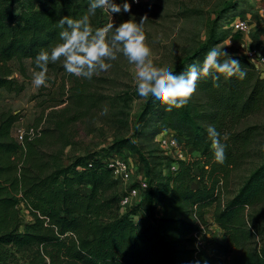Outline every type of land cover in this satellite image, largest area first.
<instances>
[{
  "label": "trees",
  "instance_id": "trees-1",
  "mask_svg": "<svg viewBox=\"0 0 264 264\" xmlns=\"http://www.w3.org/2000/svg\"><path fill=\"white\" fill-rule=\"evenodd\" d=\"M114 2L122 7L134 0ZM88 6L89 0H0V90L23 92L8 62L30 60L33 68L36 54L59 42L61 17L88 14L93 31L107 26L103 10L92 15ZM229 35L225 29L220 41ZM214 39L173 73L201 65ZM232 57L240 61L245 78L220 74L216 88L211 77H201L186 106L172 112L150 96L134 128L137 143L117 140L104 153L71 157L67 164L61 161L62 149L71 145L65 130L85 115L88 107L82 106L92 105L89 96L76 91L69 98L76 109L72 116L68 106L49 112L45 127L24 134L21 142L11 136L19 114L0 112V264H216L219 256L228 257L229 264H264V150H255L264 125L239 128L264 107V76L243 57ZM62 63H50L48 70H62ZM18 72L24 73L22 66ZM209 126L226 145L222 164L213 161ZM165 130L199 154L198 175L193 162L182 160L164 174V161L174 160L145 151ZM123 148L139 158L148 188L140 203L120 214L118 183L105 160ZM258 157L259 165L229 192L232 174ZM197 180L200 187L192 189ZM224 194L231 198L224 200ZM212 206L222 240L207 237L204 210ZM197 237L205 240L198 248Z\"/></svg>",
  "mask_w": 264,
  "mask_h": 264
},
{
  "label": "rangeland",
  "instance_id": "rangeland-1",
  "mask_svg": "<svg viewBox=\"0 0 264 264\" xmlns=\"http://www.w3.org/2000/svg\"><path fill=\"white\" fill-rule=\"evenodd\" d=\"M262 5L264 0L260 2L259 0H139L138 3H132L129 13L111 15L103 10V15L104 22L114 26H119L120 23L128 20L139 23L141 17L147 16L143 31L146 36L145 43L151 49L150 59L154 66L173 71L184 58L208 44L210 37H215L214 42L209 44L211 49L218 47L231 56H240L242 53L240 43L235 40L232 42L229 38L220 41V36L227 26L226 21L235 17L245 16L250 21V33L242 40L245 46L264 45V41H261L264 40V22L259 19L256 12V8ZM113 33L114 29L109 36ZM106 62L111 63V67L94 75L90 80L71 76L64 69H49L47 73L49 86L40 88L32 84L33 68L30 60L8 62L12 70L11 77L19 84H24L23 92L18 95L0 90V112L18 113L20 116V120L12 126L11 136L18 142L19 132L23 135L35 134L45 127L44 119L49 112H58L66 106L69 110L68 117L72 116L76 109L69 98L80 90L92 99V105L85 103L82 106L88 107L85 115L72 122L65 130L71 145L62 149L63 164H67L71 157H88L92 153H104L117 140L131 139L137 143L134 128L148 98L139 97L136 91L135 65L122 53L117 54L116 60ZM20 66L24 69L22 74L18 72ZM59 66L62 67L63 63ZM105 107L108 113L102 116L101 112ZM252 125H264V107L242 122L239 128ZM163 133L165 134L162 136H155L154 141L145 151L155 150L157 154L168 160L193 162V172L198 175L203 166L199 154L190 147H184L180 139L178 140L180 143L175 147L178 152L176 155L173 148L157 143L160 138L176 136L175 133L168 130ZM255 150H264V136L259 139ZM128 152V149L123 148L116 154L124 155ZM179 155L182 157L180 158ZM131 159H134L133 163L137 166L139 158L133 156ZM261 160L259 157L252 158L245 166L235 171L228 191L235 192L243 181L242 178L248 176ZM138 170L136 172H140ZM124 187L125 185H122L119 188ZM190 187L199 188V180L193 182ZM82 190L85 191L86 188L83 187ZM229 198L231 195L224 194V200ZM262 211L264 213V207ZM204 213L207 237L222 240L223 232L213 222L214 206L205 209ZM26 219L23 217V220ZM201 242L202 245L205 244V240L201 239ZM254 246L258 244H249V247ZM215 260L216 264H229L228 257L219 256Z\"/></svg>",
  "mask_w": 264,
  "mask_h": 264
},
{
  "label": "clouds",
  "instance_id": "clouds-1",
  "mask_svg": "<svg viewBox=\"0 0 264 264\" xmlns=\"http://www.w3.org/2000/svg\"><path fill=\"white\" fill-rule=\"evenodd\" d=\"M139 2V0H134ZM97 9L108 13H129L131 5L123 6L114 0H89L88 13L95 15ZM147 16L141 17L139 23L128 20L114 26L93 31L89 15L80 18L61 17L57 22L59 42L48 50L41 49L34 57L32 69V84L36 88L48 87V65L63 60V69L76 78L92 79L101 71H107L117 54L122 53L130 63L135 65L136 91L140 98L155 97L159 105L166 106V112L181 109L188 103L196 91L197 82L201 77H211L213 87H220V74L224 78L238 75L245 78L246 71L241 68L238 59H234L224 49L213 47L209 50L201 65L192 64L185 73L174 74L168 68L156 67L150 59L151 49L146 45L143 25ZM114 29V33H109ZM221 57H227L221 61ZM105 107L101 115H107ZM208 139L211 141V151L215 163L225 160L226 145L221 142V134L214 126L207 128Z\"/></svg>",
  "mask_w": 264,
  "mask_h": 264
},
{
  "label": "built area",
  "instance_id": "built-area-1",
  "mask_svg": "<svg viewBox=\"0 0 264 264\" xmlns=\"http://www.w3.org/2000/svg\"><path fill=\"white\" fill-rule=\"evenodd\" d=\"M257 15L260 20L264 22V5L259 6L256 8ZM226 29H228L231 33L229 35V39L233 42V39L231 38L232 35H238V39H234L236 42L240 43L239 46L242 50L241 57H243L247 62L251 63L254 67V69L264 76V46H255V47H249L245 46L243 43V37L245 35H248L250 33L251 24L248 18L245 16L243 17H235L233 19L226 21ZM171 131V130H168ZM165 133H160L156 135L162 136ZM22 132L18 133L17 139L18 142H21L23 139ZM178 138L174 135H171L168 138H160L157 140V143L161 144V146L164 147H171L175 151L174 153L178 155L177 149H175L176 145L180 142H178ZM136 156L131 153H125L124 155L115 154L112 153V156L108 157L105 160L107 168L111 171L112 177L114 180L118 183V192L120 195V201H119V213L124 214L127 212V210L134 206L135 204H138L142 200V196L146 192L148 188L147 180L144 176L143 167L140 164V162L137 159V166L135 163H133L134 159H131V157ZM181 158L182 156L179 155ZM137 158V156H136ZM177 160H174V162H167L164 161V174H167L168 172H174L175 171V162ZM140 169V170H138ZM140 172H136V171ZM125 185L124 188H119L120 186ZM135 185V186H134ZM201 237L196 238L195 247L198 248L202 245Z\"/></svg>",
  "mask_w": 264,
  "mask_h": 264
},
{
  "label": "crops",
  "instance_id": "crops-1",
  "mask_svg": "<svg viewBox=\"0 0 264 264\" xmlns=\"http://www.w3.org/2000/svg\"><path fill=\"white\" fill-rule=\"evenodd\" d=\"M261 0H259V2H260ZM261 41H264L263 39H261ZM260 46H264V45H260ZM236 55V54H235Z\"/></svg>",
  "mask_w": 264,
  "mask_h": 264
}]
</instances>
